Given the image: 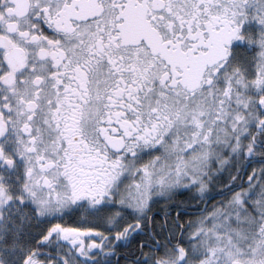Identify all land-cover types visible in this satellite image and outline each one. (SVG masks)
I'll return each mask as SVG.
<instances>
[{
    "label": "snow or ice",
    "instance_id": "1",
    "mask_svg": "<svg viewBox=\"0 0 264 264\" xmlns=\"http://www.w3.org/2000/svg\"><path fill=\"white\" fill-rule=\"evenodd\" d=\"M0 264H264V0H0Z\"/></svg>",
    "mask_w": 264,
    "mask_h": 264
}]
</instances>
